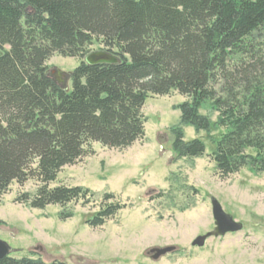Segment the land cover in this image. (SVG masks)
I'll use <instances>...</instances> for the list:
<instances>
[{"label":"trees","instance_id":"16d2710c","mask_svg":"<svg viewBox=\"0 0 264 264\" xmlns=\"http://www.w3.org/2000/svg\"><path fill=\"white\" fill-rule=\"evenodd\" d=\"M263 35L264 0H0V197L12 183L36 179L35 196L17 203L44 210L90 199L89 189L49 186L91 143L126 150L142 140L146 101L173 92L189 99L170 128L176 160L204 157L205 141H186L184 128L211 138L201 113L209 103L224 130L212 139L220 177L264 174V59L255 45ZM97 41L118 64L84 62ZM54 55L81 60L69 90L48 76ZM104 202L87 220L91 228L126 209L111 194Z\"/></svg>","mask_w":264,"mask_h":264},{"label":"rangeland","instance_id":"374dc122","mask_svg":"<svg viewBox=\"0 0 264 264\" xmlns=\"http://www.w3.org/2000/svg\"><path fill=\"white\" fill-rule=\"evenodd\" d=\"M255 45L264 59V35L256 37ZM104 48L97 41L90 51ZM80 64L78 58L54 55L47 66L49 72L71 74ZM66 86L71 89V82ZM188 100L177 92L150 96L143 109L142 140L126 150L91 143L86 155L76 165L63 168L49 186L89 189L93 196L88 200L65 208L31 209L16 201L24 194L34 197L41 184L36 179L23 185L12 183L0 197V240L14 249L11 257L64 264H264V174L243 169L227 179L220 177L212 139L219 140L224 130L216 127L218 113L209 103L201 113L213 124L211 138L184 128L186 141H205L204 157L176 160L170 128L180 122L176 107ZM108 194L126 209L103 227L91 228L86 222L100 212ZM212 199L243 223L244 230L211 238L203 249L193 248L197 237L214 230ZM62 212L73 217L62 221ZM167 247L176 251L151 260L152 249Z\"/></svg>","mask_w":264,"mask_h":264},{"label":"water","instance_id":"95a60500","mask_svg":"<svg viewBox=\"0 0 264 264\" xmlns=\"http://www.w3.org/2000/svg\"><path fill=\"white\" fill-rule=\"evenodd\" d=\"M84 62L89 66H99V65H116L118 64V58L114 55L107 53L105 51L91 52L86 56ZM61 77L60 82L56 81L52 74L48 72V76L55 82L60 84L66 90L69 88L66 86L70 82L71 74L63 73L60 70H56ZM63 79V80H62ZM212 215L214 219V230L207 233L206 235L197 237L193 243V248L203 249L205 248L207 242L211 238H223L229 234H237L244 230V224L236 222L234 218L227 214L220 202L216 199L211 200ZM176 251V247H167L164 249H152L149 252V256L153 261H159L163 257L172 254ZM14 249L6 242L0 240V260L11 257L14 253Z\"/></svg>","mask_w":264,"mask_h":264},{"label":"flooded vegetation","instance_id":"af4514ba","mask_svg":"<svg viewBox=\"0 0 264 264\" xmlns=\"http://www.w3.org/2000/svg\"><path fill=\"white\" fill-rule=\"evenodd\" d=\"M50 73L52 74L53 78L56 80V81H59L60 82V77L61 75L57 72V71H50Z\"/></svg>","mask_w":264,"mask_h":264}]
</instances>
